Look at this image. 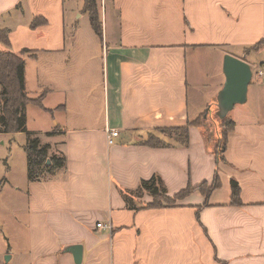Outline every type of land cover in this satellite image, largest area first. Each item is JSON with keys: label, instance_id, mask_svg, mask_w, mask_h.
<instances>
[{"label": "crops", "instance_id": "crops-1", "mask_svg": "<svg viewBox=\"0 0 264 264\" xmlns=\"http://www.w3.org/2000/svg\"><path fill=\"white\" fill-rule=\"evenodd\" d=\"M97 2L101 34L86 0H0V31L9 32L0 52L25 60L24 133L64 159L36 178L27 160L26 182L13 181L19 195L4 201L27 226L0 264H76L73 245L80 264H264V0ZM227 53L253 78L218 155ZM208 61L215 75L206 83ZM30 108L44 120L37 128ZM201 115L187 144L164 132ZM107 128L120 131L111 145ZM152 136L164 145L149 144ZM156 175L170 197L192 192L146 207L154 198L139 187Z\"/></svg>", "mask_w": 264, "mask_h": 264}, {"label": "trees", "instance_id": "trees-1", "mask_svg": "<svg viewBox=\"0 0 264 264\" xmlns=\"http://www.w3.org/2000/svg\"><path fill=\"white\" fill-rule=\"evenodd\" d=\"M85 11L90 14L92 27L97 30L98 33L102 32L101 16L98 10L97 0H86ZM9 32L0 31V42L6 46L9 45ZM257 45H261L257 44ZM28 52L27 50L24 51ZM25 60L23 56H18L10 50L0 52V132L4 133H15V132H27V119H26V107L31 101L26 93L25 89ZM204 115H201L194 121H188L184 127H172L165 129L164 132L167 134H174L183 143L188 142L189 131L191 126H199L203 123ZM234 121L230 114L220 119L218 127L221 130V136L219 137L217 144V154H221L226 146V137L230 130L234 127ZM205 128V126H203ZM207 128H205L206 130ZM205 134L208 137L207 130ZM149 144L152 146H162L163 141L157 136L150 137ZM27 160L29 163V175L30 177H38L43 166L48 165V160L52 162L51 167H59L64 164L63 158L56 156L49 157L47 145H40L39 138L30 139L26 145ZM234 186V197L239 195V187L236 182H233ZM205 191L208 187L206 184H202L200 189ZM140 191L148 192L154 198L152 204L146 205V207L157 208L164 205H172L177 203L178 200L185 197L187 194L192 192L191 187L187 188L175 196L170 197L167 193V189L163 185V180L160 176L156 175L150 180H142ZM129 193H126L128 196Z\"/></svg>", "mask_w": 264, "mask_h": 264}, {"label": "rangeland", "instance_id": "rangeland-1", "mask_svg": "<svg viewBox=\"0 0 264 264\" xmlns=\"http://www.w3.org/2000/svg\"><path fill=\"white\" fill-rule=\"evenodd\" d=\"M201 64L203 67L202 78L207 83L211 80L212 76L214 77L215 71L212 68V62L208 61ZM210 110L211 108H208V112ZM28 119L30 120L28 123L29 128H37L39 127L38 125L44 123V120L37 117L36 108H30ZM27 142L28 135L24 132L0 135V251L11 244L16 245L18 235L21 238L20 244H24L23 234L27 226L26 222L24 223L25 219L20 213L17 218L16 215L12 216L15 211L11 205L4 201V198H8L10 194L19 195V193L14 192L13 185H24V182L28 178L27 152L25 148ZM9 166L14 169L13 173L10 174L14 180L10 178L11 181L8 182ZM13 181H15L14 184ZM7 257L6 255L5 258Z\"/></svg>", "mask_w": 264, "mask_h": 264}, {"label": "water", "instance_id": "water-1", "mask_svg": "<svg viewBox=\"0 0 264 264\" xmlns=\"http://www.w3.org/2000/svg\"><path fill=\"white\" fill-rule=\"evenodd\" d=\"M223 68L225 74V84L219 93V115L223 119L230 114V110L237 104L245 103L248 100L249 86L252 83L253 69L244 59H239L227 53L224 57ZM222 111V112H221ZM49 163H51L48 160ZM80 245H73L67 248L75 255V263L82 261L83 250Z\"/></svg>", "mask_w": 264, "mask_h": 264}, {"label": "built area", "instance_id": "built-area-1", "mask_svg": "<svg viewBox=\"0 0 264 264\" xmlns=\"http://www.w3.org/2000/svg\"><path fill=\"white\" fill-rule=\"evenodd\" d=\"M120 135V131L116 128H107V142L109 145L114 143L115 138ZM98 227H108L109 229L112 227L111 224H104L99 222Z\"/></svg>", "mask_w": 264, "mask_h": 264}]
</instances>
